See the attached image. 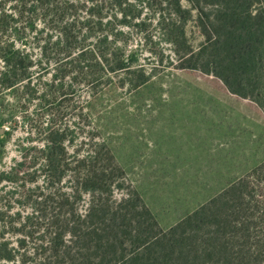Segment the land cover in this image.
<instances>
[{
  "label": "rangeland",
  "instance_id": "374dc122",
  "mask_svg": "<svg viewBox=\"0 0 264 264\" xmlns=\"http://www.w3.org/2000/svg\"><path fill=\"white\" fill-rule=\"evenodd\" d=\"M84 2H76L73 12L90 26H82L78 39L82 47L73 48L70 56L67 49L54 47L58 32L44 26L40 11L34 14L33 29L21 27L23 32L12 34V39L3 38L15 43L12 50L20 52L15 60L21 59L26 69L11 77L21 75L14 86L7 85L11 79L0 84V243L4 248L0 264H41L33 261L31 252L43 240L29 231L37 212L43 210L38 196L47 187V140L58 141V158L65 161L85 152V136L106 142L124 170L113 179L114 198L119 201L136 188L160 225L136 237L139 202L138 211L118 220L112 232H100L115 244L92 249L91 264H127L125 258L140 252L161 228L163 232L185 219L264 163V110L253 99L231 92L216 75L180 65L169 34L172 6L158 0H128L122 7L107 4L90 15L91 1ZM183 4L192 7L188 0ZM182 26L187 32L184 43L198 47L204 37L195 17L185 13L177 28ZM83 47L94 58H109L107 66L89 59L96 64L90 75L80 67L83 62L71 63ZM116 50L135 72L109 69L115 64ZM1 54L0 79L12 70V62L8 67ZM86 112L97 130L87 123ZM258 175L259 192L264 187V171ZM58 186L67 190L68 177ZM89 201L84 194L69 207L84 212ZM257 204L252 201L248 206L254 220L251 237L247 241L241 236L232 238V251L241 253L234 254L235 264L239 260L264 264V200ZM47 208L66 212L51 204ZM225 231L219 235L221 242L238 233ZM212 233L208 215L185 224L176 233L172 258L184 264L217 261L208 255ZM9 252L12 259L7 258ZM75 264L83 263L79 259Z\"/></svg>",
  "mask_w": 264,
  "mask_h": 264
},
{
  "label": "trees",
  "instance_id": "16d2710c",
  "mask_svg": "<svg viewBox=\"0 0 264 264\" xmlns=\"http://www.w3.org/2000/svg\"><path fill=\"white\" fill-rule=\"evenodd\" d=\"M78 1L80 0H0V53L8 67L12 62V70L9 69V73L0 79V84L2 80L16 77L19 70L26 69L21 59L15 60L20 52L12 50L15 43L9 42L8 39L13 38L12 34L23 32V29H33L34 14L39 11L44 26H51L58 32L57 38L53 41L54 47L67 49L68 56L72 55L73 48L82 47L78 44V39L81 38L82 26L89 21H80L79 16L73 12ZM86 1L88 0H85V4ZM90 1L92 6L87 10L90 15H95V10L101 11L107 4L122 7L128 0ZM158 1L173 7L174 17L169 18L172 27L169 34L180 65L216 75L231 92L253 99L264 110V0H188L192 5L189 8L184 6L183 0ZM185 13L195 17L204 37L198 47L186 45L184 39L187 32L184 26L177 28V25L180 27L181 18L182 16L184 18ZM27 17L28 20L24 21ZM79 23L80 29H77ZM86 26L89 28L90 23ZM4 35L8 36L5 41ZM90 51L84 47L79 49L78 56L71 60V63L75 59L83 62L80 66L83 71L93 75L92 67L96 64L89 59L96 58L99 63L103 61L106 66V61L109 63L110 59L101 55L94 58L88 54ZM113 60L115 64L109 68L110 70L127 69L128 73L135 72L131 70V63L120 50L114 52ZM19 78L8 80V87L14 86ZM89 105L91 107V103ZM88 114L85 113L87 123L97 130V127L93 126V118ZM52 132L54 130L50 131ZM85 137L83 144L85 152L75 154L74 159L70 161H65L66 158L63 157L58 158L57 150L60 148L58 141L47 140L46 147L50 149L44 164L47 187L38 196L40 198L38 205L43 207V210L37 212V220L32 223L33 228L29 231L31 235L38 233V239L43 240L36 244L31 252L33 261L38 259V263L52 264L56 261L55 263L60 264L68 261L69 264H75L81 259L83 264H91L92 249L115 244V241L109 240L108 235H102L100 232H112L118 220L125 219L132 210L138 209L139 202L142 209L138 212L140 218L136 219V237L145 229H152L156 225L160 227L136 188L119 201L114 198L113 179L119 173L123 174L124 170L106 142H98L92 135ZM259 170L264 171V163L255 167L254 171L245 177L231 183L185 219L169 229H163V232L161 228V233L144 245L140 252L125 258V263L184 264L183 260L172 258L178 241L176 233L182 226L195 221L199 216L201 218L208 215L213 225L208 255L217 257V261L211 259V264H235L234 254L241 253L232 251L231 247L235 245L232 238L241 236L247 241L251 237L254 220L253 216L248 214V206L253 201L258 207L257 203L264 200L261 199L264 197V187L262 186L259 192L256 189L260 186L256 182ZM65 177H68L70 182L67 190L58 186ZM84 194H87L90 200L84 212L69 207L75 199L83 197ZM48 204L55 206L57 208L55 210L64 209L66 212L49 211ZM145 216L148 218L144 219ZM262 216L261 213L258 218L260 222L263 220ZM225 230L238 233L230 235L228 241L221 242L219 235L226 234ZM3 249L0 243V261L4 258L1 254ZM244 255H247V252ZM13 257L9 252L7 258ZM26 257L22 259L28 263ZM237 263L241 264V260Z\"/></svg>",
  "mask_w": 264,
  "mask_h": 264
}]
</instances>
